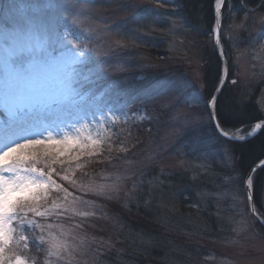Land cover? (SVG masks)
<instances>
[{
  "label": "rangeland",
  "instance_id": "rangeland-1",
  "mask_svg": "<svg viewBox=\"0 0 264 264\" xmlns=\"http://www.w3.org/2000/svg\"><path fill=\"white\" fill-rule=\"evenodd\" d=\"M177 4L178 0H170L166 9H160L171 19L157 21L153 31L151 21L136 22L133 16L156 7L155 0H94L86 6L88 17L81 27L90 33L89 47L106 59L108 66L107 79L94 87L113 86L114 92L122 94L118 102L129 103L128 121L143 124L148 132L133 139L125 131L114 140L111 158L107 151L98 158L108 165L95 171L76 170L75 177L83 185L112 184L119 175V195L106 193L113 196L107 199L77 192L94 202L80 207L95 215L62 218V222L69 227L82 224L74 231L87 235L85 248L99 249L96 264H264V228L252 216L243 186L226 182V177L239 173L236 157L231 140L214 130L206 108L208 64L203 62V54L212 47L218 50L204 28L194 29L179 18ZM226 5L220 46L229 64L226 83L235 79L233 99L239 103L255 97L264 116V11L231 7L235 16L230 17ZM241 21L244 28L226 27ZM137 28L144 33L141 39L125 38L126 32ZM151 47L154 56L149 53ZM174 80L180 82L175 92L146 95V90ZM120 127L124 125H118L117 131ZM247 131L232 132L241 135ZM194 134L206 142L209 156L183 147ZM121 144L127 152L117 150ZM257 196L256 209L264 217V177ZM133 208L142 211L144 221L162 233L156 235L144 230L142 224L128 223L124 215ZM238 224L246 225L247 230L240 244L230 246L225 241ZM87 264H92L91 259Z\"/></svg>",
  "mask_w": 264,
  "mask_h": 264
},
{
  "label": "snow or ice",
  "instance_id": "snow-or-ice-1",
  "mask_svg": "<svg viewBox=\"0 0 264 264\" xmlns=\"http://www.w3.org/2000/svg\"><path fill=\"white\" fill-rule=\"evenodd\" d=\"M93 2L0 0V264H87V259L96 264L99 259L95 254L99 249L84 247L87 235L74 231L82 224L69 227L62 222V218L95 215L80 207L94 202L77 192L107 199L113 196L106 193L119 195V175L112 184L94 186L78 183L75 177L76 170L100 162L98 158L106 151L111 158L114 140L126 131L125 127L117 131L118 125H126L130 115L129 103L118 102L122 94L114 92L113 86L94 87L107 79L108 66L107 60L89 47L90 33L81 27L88 17L86 6ZM169 3L155 0L156 7L142 9L133 20L151 21L153 31L157 21L171 19L167 11H160ZM226 3L228 0H214L210 33L221 56L222 9ZM229 14L235 16L231 8ZM226 27L244 28V21ZM143 34L137 28L126 32L125 38L139 40ZM116 43L123 47L121 41ZM227 79L225 65L206 101L208 116L220 136L244 141L264 129V121L241 135L224 127L218 100ZM179 85L178 80L168 81L146 90V95L175 92ZM183 147L204 157L211 154L199 135L190 136ZM117 150L128 151L122 144ZM226 182L243 186L255 214L252 175L237 173L226 177ZM150 198L151 192L146 203ZM246 230V225L238 224L225 243L240 244Z\"/></svg>",
  "mask_w": 264,
  "mask_h": 264
},
{
  "label": "trees",
  "instance_id": "trees-1",
  "mask_svg": "<svg viewBox=\"0 0 264 264\" xmlns=\"http://www.w3.org/2000/svg\"><path fill=\"white\" fill-rule=\"evenodd\" d=\"M231 7L234 9L243 10L248 8H258L260 11H264V0H243V2L242 0H228V3L226 5V12H229V8ZM176 8L177 14L179 15L180 19H182L184 22H186V24H188L190 27H193L194 29L204 28L205 33L209 34V37H211L212 39L210 33L215 19L214 0H178ZM149 53L154 56L155 50H153L151 47V49H149ZM203 62L208 64L207 70L205 72L206 88L204 91L205 96L208 100L209 93L214 90L219 82V77L222 70V61L218 56V53L212 47L209 50H204ZM158 76L160 75H157V77ZM231 85V81L228 80L224 90L219 97V115L224 122V127L231 132L241 128H243L244 131H247L256 123L262 121L264 116H262V113H260L255 97L249 96L248 98L251 99L246 100L247 102L240 101L238 103L236 100H234L231 91V88L233 87ZM124 127L126 128L125 135L130 134V137H133V139L137 136H142L143 138L148 132L143 124L140 126L134 121H128V123L124 125ZM152 127H149V132L152 130ZM229 143L234 150L237 170L244 176L248 175L249 171L256 163L264 159V129H262L261 132L253 139H249L243 142L230 141ZM99 161L100 162L89 163L84 171H95L99 166H106L107 163L102 164V160ZM263 177L264 168L259 169L255 173L254 177V200L256 203V197H258L257 191L260 188ZM141 213L143 212L139 210L136 211V209L134 208L127 209L124 217L126 218L127 222L131 223L133 226L140 227L142 224L143 227H145L143 228L144 230L156 235L161 234V231L155 229V227L144 221L146 219L142 217ZM259 214L263 217L261 211L259 212ZM96 231L99 234H104L102 230L97 229Z\"/></svg>",
  "mask_w": 264,
  "mask_h": 264
},
{
  "label": "water",
  "instance_id": "water-1",
  "mask_svg": "<svg viewBox=\"0 0 264 264\" xmlns=\"http://www.w3.org/2000/svg\"><path fill=\"white\" fill-rule=\"evenodd\" d=\"M222 11H223V9H222ZM216 48H217V50H218V54H219L220 49H219L217 46H216ZM219 56H220L221 61H222L223 64H224V66H225V65L227 66V70H228V64H227V61H226L224 55L221 56V55L219 54ZM225 83H226V81L224 82L223 88H224V86H225ZM223 88H222V89H223ZM220 93H221V92H220ZM260 122H262V121H260ZM258 123H259V122H258ZM260 132H261V130H258L257 133H256L254 136H251V137L247 138L246 140H249V139H252V138L256 137ZM218 134H219V133H218ZM223 138H225V137H223ZM225 139H227V138H225ZM227 140H229V139H227ZM231 141H239V140H231ZM263 167H264V159H262L261 161H259L258 163H256V164L251 168V170H250V172L248 173V175H252V177H253L254 173H255L257 170L262 169ZM251 194H252V196H253V191L251 192ZM253 201H254V204H255L254 196H253ZM250 211H251V214H252V216L254 217L255 221H256L260 226H262V227L264 228V222H262V221H264V219H263V218L260 216V214L258 213V211H257V209H256V205H255V214H253V210H250Z\"/></svg>",
  "mask_w": 264,
  "mask_h": 264
}]
</instances>
